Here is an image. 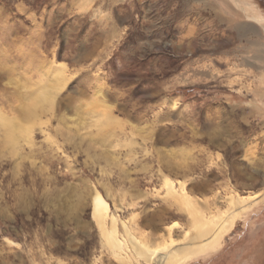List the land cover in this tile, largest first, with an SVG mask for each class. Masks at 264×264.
<instances>
[{
  "label": "rangeland",
  "instance_id": "obj_1",
  "mask_svg": "<svg viewBox=\"0 0 264 264\" xmlns=\"http://www.w3.org/2000/svg\"><path fill=\"white\" fill-rule=\"evenodd\" d=\"M230 196L181 264H264V0H0V264H157Z\"/></svg>",
  "mask_w": 264,
  "mask_h": 264
},
{
  "label": "bare ground",
  "instance_id": "obj_2",
  "mask_svg": "<svg viewBox=\"0 0 264 264\" xmlns=\"http://www.w3.org/2000/svg\"><path fill=\"white\" fill-rule=\"evenodd\" d=\"M179 198L184 202L190 201L188 196H186L185 191L183 190ZM255 198L256 196L251 198L230 196L227 200L229 206L228 212L223 216H219L218 218L212 217L206 219L205 215L200 210L195 209L197 212L195 211L196 213L192 216V221L195 224L196 231L194 235L189 238L190 245L171 249L169 251H166V253L163 255L158 254L156 258H154L155 262L157 264H181L189 258L191 259L193 257H198L209 254L210 252H214L220 246V239L226 232L231 229L237 212L249 209L250 204L255 200ZM190 203H192V201H190ZM91 204L92 216L97 220L103 236L112 247H118L120 243L117 240L118 237L116 236V225L113 216H111L110 228H106L105 226V219L109 211L108 202L102 197L100 193L97 192L95 195H93ZM138 243H136L135 241L133 242V249L138 254L142 255V253H140L138 249L145 248L146 244L141 242L139 244ZM154 254L155 253L152 252L150 253V257H148L151 258V256L153 257Z\"/></svg>",
  "mask_w": 264,
  "mask_h": 264
}]
</instances>
